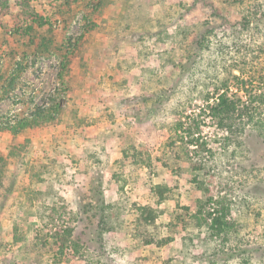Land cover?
Here are the masks:
<instances>
[{"label": "rangeland", "instance_id": "374dc122", "mask_svg": "<svg viewBox=\"0 0 264 264\" xmlns=\"http://www.w3.org/2000/svg\"><path fill=\"white\" fill-rule=\"evenodd\" d=\"M225 87L264 94V0H0V264H264Z\"/></svg>", "mask_w": 264, "mask_h": 264}, {"label": "trees", "instance_id": "16d2710c", "mask_svg": "<svg viewBox=\"0 0 264 264\" xmlns=\"http://www.w3.org/2000/svg\"><path fill=\"white\" fill-rule=\"evenodd\" d=\"M204 107L214 113L221 128H228L233 132L232 122H235L236 119L242 121L247 118L249 124H253L261 133L264 131V94L246 95L245 99L238 96L232 98L228 96L227 87L216 88L211 95H208ZM232 114H235L236 117H231ZM159 192L161 195L163 194V192ZM221 212H223L222 209ZM213 223L222 224L217 217H214Z\"/></svg>", "mask_w": 264, "mask_h": 264}]
</instances>
